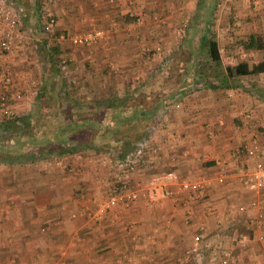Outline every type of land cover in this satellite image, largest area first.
<instances>
[{
    "label": "crops",
    "instance_id": "obj_1",
    "mask_svg": "<svg viewBox=\"0 0 264 264\" xmlns=\"http://www.w3.org/2000/svg\"><path fill=\"white\" fill-rule=\"evenodd\" d=\"M24 2L25 10L22 0H8L18 15L12 30L16 55L11 64L0 55V71L9 74V85L17 89L24 82L16 77L17 71L34 75L38 90L27 109L15 93H4L7 105L23 118L10 121L4 129L10 135L0 139V165L5 163L3 172L0 168V236L11 240L4 252H13L21 264H118L121 251L138 264L160 258L171 259L165 264H180L183 248L198 233L201 240L215 237L210 241L212 252L219 244L230 260L264 264V220L256 229L245 213L235 211L237 204L254 195L264 202V186L251 193L235 177L238 168H249L254 160L243 150L251 134L240 117L243 107L252 112L264 161V84L253 81L264 71L233 77L216 73L204 62L202 40L210 31L205 16L232 2L243 7L248 18L244 26L264 31V13L252 5L254 1L51 0L55 30H105L95 43L66 45V66L53 61L57 46L54 50L43 45L34 1ZM177 8L175 19L185 11L192 17L191 33L182 45L171 43L170 16ZM195 31L201 40L191 45ZM34 40L42 44L38 64L31 57H38L29 44ZM161 43L166 49L163 57L151 56L148 50ZM230 54L227 60L221 57L222 66L234 63ZM10 81L0 79L2 87ZM167 128L175 137L164 134ZM146 129L152 131L156 147L154 169H172L187 180L206 173L210 181L203 195L187 200L176 181H167L164 186L171 195L163 205L138 198L125 210H108L100 219L87 217L86 211L94 210L109 185L108 165L99 164L96 155L110 145L120 154V145L132 146ZM220 172L224 179L219 183L215 177ZM142 174L137 166L129 179L131 187L144 185ZM237 224L245 225L249 239L239 253L231 254L242 234H228L226 227ZM256 233L262 238H253Z\"/></svg>",
    "mask_w": 264,
    "mask_h": 264
},
{
    "label": "built area",
    "instance_id": "obj_2",
    "mask_svg": "<svg viewBox=\"0 0 264 264\" xmlns=\"http://www.w3.org/2000/svg\"><path fill=\"white\" fill-rule=\"evenodd\" d=\"M41 25L40 30L45 33L53 32L55 25L54 11L51 5V0H43L41 3ZM18 15L6 5L4 0H0V55H12L15 52V47L12 43V30L17 25ZM182 28L179 29V32ZM105 35L104 28L96 27L85 29L76 33H63L57 35V40H67L73 45H88L95 43ZM0 79L5 83L10 80V77L0 72ZM6 86V85H5ZM20 92H15L16 97H22ZM1 110L3 113H9L10 109L1 101ZM240 117L245 127L251 131V134L243 143V150L246 157H253V163L249 168H238L235 177L237 182L251 193H258L264 186V161L259 157V140L254 132V123L252 122V113L245 107L240 110ZM162 125V124H161ZM164 134L175 137L167 128ZM156 147L150 137L143 136L137 139L132 146L120 154L113 157V176L114 180L109 182L107 195L99 200L93 211L87 210V217L100 219L104 213L111 209L128 208L134 200L141 198L148 205L162 204L170 197L171 191L164 186L167 181H176L179 189L186 191L187 200L199 198L204 193V188L209 184V179L204 175H196L193 180L178 178L173 170H168L160 173L152 172L148 180L147 187H131L129 179L132 177L133 171L138 165L146 162L149 168L154 169V153ZM217 182H222L224 174L220 172L216 177ZM236 210L239 213L246 214V220L252 226L258 229L264 220V203L254 195L247 202H242L236 205ZM253 238L261 239V233H256ZM249 239L248 234H242L236 238V243L239 246H244ZM208 240H201L198 233H194L191 238L190 249L194 253L202 254L201 248H209ZM216 248V249H215ZM214 248V262L208 264H227L228 251H225L217 244ZM218 249V250H217Z\"/></svg>",
    "mask_w": 264,
    "mask_h": 264
},
{
    "label": "rangeland",
    "instance_id": "obj_3",
    "mask_svg": "<svg viewBox=\"0 0 264 264\" xmlns=\"http://www.w3.org/2000/svg\"><path fill=\"white\" fill-rule=\"evenodd\" d=\"M4 1L7 2L6 5L9 8H11V10H12V7H10L12 4L10 5V3H8V0H4ZM22 1H23V8L25 10L27 6H26V3L24 2V0H22ZM42 1L43 0H40L41 3H42ZM225 1H226V3H230L232 0H225ZM242 1H245V2L254 1V2H252V5L254 4L255 6H257L258 10H260V11H262L264 13V0H242ZM234 4L232 2V4H230L229 8H225L227 6H224L225 10L223 8H220V7H218L220 9L217 8L216 10L214 8V11H212V12H214V16L212 15V12H211L210 14H207L205 16V19H204L207 22V24H208V25L205 24V27L208 26L209 27L208 30L212 31L214 36L216 35L214 32L216 31V33H217V37L215 36V40L217 41V44L219 45V51H220L221 57L222 58L224 57L227 60L228 57H229L227 54H228V52L229 53L231 52L230 56H231V58H233V62H235L238 59H245L247 61H253V60H256V59L258 60L259 58H264V47L261 48V49H244L242 47V44H241L240 40L246 38L247 35L250 32L259 33L264 39V31H262V32H258L257 31L256 32V31L253 30V27L250 28V26L249 27L248 26H244L243 22L248 21V18H246L243 15V7L241 9H239L238 4L236 3V6ZM173 8H175V7H173ZM170 10H172V8ZM173 11L174 12L172 13V16H170V18H172V23H173V25L170 24L171 25V29L174 31L173 37L171 36V41H172L171 43H173L172 45H182L183 41H185V39L187 38V35L189 33H191L190 32V28H191V23L190 22L192 20V17L190 16V13L188 11H185V12H183V14H177L178 17H177V19H175L176 18L175 17L176 13H177V11H179V9L177 8V9H174ZM155 13H159V12L156 11ZM35 15L37 16L36 13H35ZM36 16H35V18H36ZM39 17H40V21L38 22V27H39V30H40V25H41V19L42 18H41V15ZM203 23H204V21H203ZM90 28H96V27H88V28H84V29H82L80 31H83L85 29H90ZM180 28H182V31L179 32ZM248 28H250V29H248ZM202 29H205V28L203 27ZM80 31H77V32H80ZM40 32H41V30H40ZM60 32L67 33V34L68 33H76V32H66L64 30H58V29L57 30L54 29L53 32H50V33L43 32V35H42V38L44 39L43 45H48V47L56 45L58 51H56L55 55H53V57H52L53 61L57 62L60 66L63 65V64L66 66L67 60H68L66 58V56H65V53H66V50H67L66 49L67 48L66 45H73V44L69 43L67 40H60V41L57 40V35ZM193 34L194 35L191 36V39H193L195 41L194 42L190 41L191 45H197L199 39L201 40V36L199 37L198 36L199 34L196 31ZM29 36H31V35H29ZM162 37H161V41L164 39ZM167 40L168 39H166V41ZM29 44L32 45V47H31L33 49L32 51H34L38 55V57H37V55H35L37 57V59H35L33 57L34 56V53H33L31 55L32 60H33L34 63L36 62V64H38V61L40 59L39 56H41V54L43 53L42 51H40L42 53H39V50H40L39 45H42V44H40L38 42H35V40H34V43H31V41H29ZM225 45H227V46L230 45V47H229L230 50H228V49L226 50L225 47H227V46H225ZM73 46H83V45H73ZM164 48H165V45L161 43V45H159V44L153 45V49L150 48V50H148V49L147 50H148V52L150 54H151V52L154 53V55L151 54V56H154L155 58L159 59V58L163 57V54H162L163 50L166 53V49H164ZM147 50H145V51H147ZM52 53H54V50H52ZM225 53H226V56H224ZM15 55H16V49H15V52H13L12 55H3L1 57H3L2 59L4 61L8 62V64H11L10 62L15 60ZM170 55L172 57L171 60H174L176 58L175 57V53H174V55L173 54H170ZM15 75H16L17 78H19L20 81H24V82L21 83L22 87L20 89L19 88L17 89V87H14L12 85H9V83H11L10 80H9L10 82H8V84L6 86H4V87H2V84L0 83V85H1L0 86V90L2 89V92H0V122L3 119H10V118H12L14 116H18L19 115V113H15L11 109V107L7 105L6 99H5V96H4L5 90H10L12 93H15L17 91L20 92L23 96L21 95L22 97L17 98V99H19L22 104L26 105L25 109L31 107V105H32L31 102L33 101L34 95H35V93L38 90V80L34 77V75H27V73L25 71H23V70L22 71H17V74H15ZM8 76H9V74H8ZM259 77L261 79L256 77V78L253 79V81L259 82V81L262 80L263 82H261V83L264 84V76H259ZM39 79H41V78H39ZM66 89H68V91L70 93L72 92V88H71L70 85ZM1 101H3L4 105L10 109L9 113H3L2 112V110H1ZM243 108H245V107H243ZM250 112H251V110H250ZM252 122L254 123V128L257 130L256 124L254 122V118H252ZM151 132L146 129V130L143 131L144 134H142L140 137L148 136V137H150L151 141H153V136H152ZM9 133H11V131ZM9 135L10 134H7V131H4V128H2L1 125H0V139L1 138L2 139L7 138ZM206 135H208V134L206 133ZM139 138H137V136H136L135 139L137 140ZM110 146L104 147V148L102 147L103 149L100 150L98 155H96V160L100 161L99 164H103L104 163V164L108 165L107 166L108 168L105 170V172L108 171L107 174H108V181L109 182L114 180L113 171L115 169H114V166H113V157L114 156L116 157L115 147L111 146V148H110ZM80 157H81V155H80ZM138 166H141L142 172H143V174H142L143 178L141 179V181H142L141 184H144V185H142V186L140 185L141 187H147L148 186V180H149L150 174L152 172H155V173L156 172L157 173L164 172V170H161V171L151 170L152 168H149L146 162H143V163H141ZM0 168H1V171L3 172V169H5V163L1 164ZM169 170H172V169H169ZM165 171H168V170H165ZM198 174L199 175H204L205 177H207L209 179V177H208V175H206V173H198ZM106 195H107V193L105 194V196ZM105 196H102L99 199H97L95 201V203L97 204V202L99 200L103 199ZM258 198L260 199V201L262 203H264L263 199L261 197H258ZM3 203H4V201L0 199V214L3 213V209H2V207H4ZM150 205H154V204H150ZM158 205H163V203L162 204H158ZM146 206H148V205H146ZM95 207H96V205H95ZM235 211L237 212L236 209H235ZM226 230H227L228 234H230V233H233V234H235V233L236 234H245L248 231L246 229L245 225H243V224H237L236 227L233 226V225L232 226L231 225L227 226ZM210 236H212V235H210ZM6 239H7V236H4V234H2L0 236V251H2L1 252L2 256H0V264H21V263H19L20 259H18V257H16L15 254H13V252H9V250H6V252H4L5 251L4 250V244H5V246L11 244V240H9V239L6 240ZM211 240H214V242L216 241L215 237H209V239H208L209 244H210ZM190 245H191V243H188L187 247L183 248V250H182V253H183L182 262L183 261L184 262L183 263L179 262L180 264H208V263L214 262L215 258L213 256V252L210 249L211 247H209V248H201L200 252L202 254H197L196 255L194 253V251H192L190 249ZM246 245H247V243L244 246H239L237 244L236 246H234L231 249L232 250L231 254L239 253L241 249L246 247ZM9 254H13V256L12 255L10 256ZM1 258H5L4 261L1 260ZM156 260H157L156 262L153 261V264L154 263L155 264L169 263L168 260H171V259H169V258H165V259L164 258H160V259H156ZM239 261H240L239 258H232L231 257V260L229 258L227 259V264H229V263L230 264H242ZM242 262L244 263V261H242ZM118 264H138V259L133 257L127 251H121L119 253ZM144 264H149V263L146 262ZM246 264H250V263L246 262Z\"/></svg>",
    "mask_w": 264,
    "mask_h": 264
},
{
    "label": "trees",
    "instance_id": "obj_4",
    "mask_svg": "<svg viewBox=\"0 0 264 264\" xmlns=\"http://www.w3.org/2000/svg\"><path fill=\"white\" fill-rule=\"evenodd\" d=\"M32 9L37 14L35 20L37 23L40 21V10H41V2L40 0H33ZM203 43L205 45L206 50V58L204 62H210L211 65L214 66L212 71L216 73H221L223 76L233 77L237 75H246V74H255L264 71V58L247 61L245 59H238L232 64H226L225 66L221 65V55L219 51V47L217 41L214 39V34L212 31H208L204 37H202ZM242 47L244 49H261L264 47V39L259 33L250 32L246 38L240 40ZM56 45H53L52 48L56 50ZM45 51V50H44ZM190 54V52L188 53ZM191 54L189 55V57ZM22 121L23 118H19L14 116L10 119H3L0 122L2 128H7V125L10 123L15 124L16 122ZM144 130H142L143 133ZM130 147V145H120L118 148L121 150H126Z\"/></svg>",
    "mask_w": 264,
    "mask_h": 264
}]
</instances>
